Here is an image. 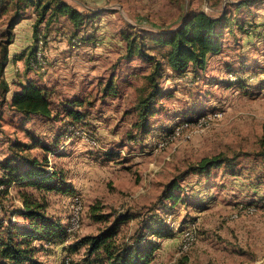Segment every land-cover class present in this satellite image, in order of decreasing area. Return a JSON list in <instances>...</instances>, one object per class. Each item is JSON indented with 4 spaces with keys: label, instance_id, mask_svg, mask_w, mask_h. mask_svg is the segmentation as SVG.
Listing matches in <instances>:
<instances>
[{
    "label": "rangeland",
    "instance_id": "obj_1",
    "mask_svg": "<svg viewBox=\"0 0 264 264\" xmlns=\"http://www.w3.org/2000/svg\"><path fill=\"white\" fill-rule=\"evenodd\" d=\"M64 1L90 17L79 29L62 17L47 31L38 27L46 61L42 72L27 71L23 59L12 67L16 81L31 80L48 89L57 115L33 116L31 124L22 125L23 116L8 100L0 111V159L10 154L12 141L33 145L35 139L40 144L28 153L44 158L48 169L63 177L55 182L65 191L25 188L61 225V237L52 243L34 241V257L43 264L85 263L86 248L78 246V240L111 226L118 213L117 241L132 242L144 233L142 243L156 244L148 264H264V159L256 155L264 131V0H249L240 9L236 6L243 0ZM8 2L3 3L6 14L0 15V44L6 41L13 15ZM197 11L212 17L226 13L232 31H224L221 51L207 56L203 71L172 76L165 57L168 48L156 39ZM26 14L31 16L30 8ZM31 20L34 16L13 29L8 55L34 44L27 32ZM239 25L251 30L242 32ZM141 40L145 51L161 62L156 76L160 96L144 122L137 102L149 89L146 76L155 60L126 57L127 41L138 45ZM10 71L3 72V78L11 83ZM73 100L81 103L69 102ZM65 109L79 111L82 120H72ZM214 112L221 117L191 139L159 145L175 125ZM218 153L238 154L235 166L185 175L175 192L178 202L170 208L169 200L160 201L172 179ZM74 195L82 200L81 223L77 231L66 233ZM13 220L27 223L18 214ZM191 223L194 240L182 250V232ZM164 225L170 236H160Z\"/></svg>",
    "mask_w": 264,
    "mask_h": 264
},
{
    "label": "trees",
    "instance_id": "obj_2",
    "mask_svg": "<svg viewBox=\"0 0 264 264\" xmlns=\"http://www.w3.org/2000/svg\"><path fill=\"white\" fill-rule=\"evenodd\" d=\"M6 1L8 0H0V15L6 14L7 7L3 5ZM9 2L13 4V15L5 31L6 41L0 44V88L2 90L0 111L6 102L5 93L9 90L8 84L3 78V69L8 61V45L13 40L15 25L26 15V10L30 8L34 15V44L26 52L21 51L13 55L12 60L23 59L27 71L41 70L42 68L37 59L40 38L38 27L43 26V29L47 31L53 22L62 17L67 18L75 29H79L90 17L89 14L74 9L64 0H9ZM240 5H249V0L241 1ZM183 18V23L179 27L171 32L167 31L165 37L156 39V43L168 48L165 54L166 63L172 76L177 77L183 76L188 71L193 74L203 71L207 64V56L209 54L216 55L221 51L224 31H232V24L226 13L212 17L204 11H197L185 15ZM235 23L234 21L233 24ZM238 28L245 33L251 30L249 25H239ZM136 42L127 41V58L138 56L146 60H155L145 51L146 44L143 40L138 45H134ZM160 66L161 62L155 60L152 72L146 76L149 89L139 97L137 102L140 122L146 121L148 115L152 114L151 110L160 96V86L156 80ZM238 82L241 83L239 80ZM19 86L20 89L12 93L8 103L11 109L23 116L24 122L22 123L24 124L22 125L31 123L30 120L33 116L54 119L57 113L53 110L48 89L31 80L20 83ZM69 102L74 105H77L76 102L81 103L79 100ZM65 111L72 120H82L83 115L79 111L69 109H65ZM27 133L29 134L30 130L27 129L25 133L26 136H29ZM33 143L36 146L40 144L35 139ZM33 145L12 141L9 144L10 154L0 159V186L3 187L0 189V264H43L33 255L34 241L44 239L46 243L50 244L54 239L61 237V225L57 220L47 215L46 208L39 197L32 191L28 193L29 191L26 190L31 188L34 192L41 190L65 191L64 187L55 182L56 179L62 180L63 178L57 170H49L44 158L40 159L28 153ZM256 155L264 159V131L258 140ZM237 159L238 154L229 156L224 153L203 157L196 164L188 166L182 175L172 179L165 186L159 198L160 201L169 200V207L172 208V205H175L179 200V195L175 193L180 190L179 178L191 173L210 174L212 168L217 169L221 166L232 169ZM10 184L20 187L22 206L8 211L2 202L3 197L8 194ZM15 214L20 215L27 223L25 225L16 223L13 220ZM117 217L111 226L99 231L98 234L87 235L78 240L77 245L86 248V259L83 264H148L156 244L152 241L142 243L144 233L137 235L132 242L117 241L116 228L121 222L120 214L117 213ZM158 232L160 236L171 235L166 225Z\"/></svg>",
    "mask_w": 264,
    "mask_h": 264
},
{
    "label": "built area",
    "instance_id": "obj_3",
    "mask_svg": "<svg viewBox=\"0 0 264 264\" xmlns=\"http://www.w3.org/2000/svg\"><path fill=\"white\" fill-rule=\"evenodd\" d=\"M39 43H41L40 39H39L38 45ZM37 59H38L39 65H42L45 63V60L42 57V51H41L40 45H39V49L37 52ZM221 115H222L221 112H214V113L202 115L199 118L194 119V120L182 121L181 123L175 125L171 129V131L164 138V141L161 142L159 145L163 147L168 142H173L175 139H181L182 141H187L191 139L195 133L202 131L203 128H205V126H207V124H209L210 121L219 119ZM2 188L3 187L0 186V189ZM69 209H70V218H69V223H68L66 230L67 232L70 233V232L77 231L81 223V211L83 209V206H82V200L79 197V195L73 196ZM246 210L252 211V208L247 207ZM194 229H195V224L191 223L189 227L183 230L182 242H181L182 250H187L191 246L194 240ZM65 264H69V261L66 260Z\"/></svg>",
    "mask_w": 264,
    "mask_h": 264
},
{
    "label": "crops",
    "instance_id": "obj_4",
    "mask_svg": "<svg viewBox=\"0 0 264 264\" xmlns=\"http://www.w3.org/2000/svg\"><path fill=\"white\" fill-rule=\"evenodd\" d=\"M242 6L243 5H237L236 7L238 8V9H240V8H242ZM245 6V5H244ZM237 9V10H238ZM26 15H28V14H26ZM31 16L33 17L34 15L31 13ZM31 16H23L22 17V19H20L19 20V22L15 25L16 26V28H18V26H20V24H21V22L23 21V20H26V18H29V17H31ZM33 20H31V22H32ZM30 22V29L27 31L29 34H30V37H31V39L33 38V23H34V21L31 23ZM248 22V21H247ZM15 28V27H14ZM11 44H13V40H12V42H11ZM28 45H29V47L32 45V43L31 42H28ZM28 45L25 47L26 49H28L29 47H28ZM23 48V47H22ZM25 48H23L22 49V51L23 50H25ZM21 52V51H20ZM19 52V53H20ZM15 54H17V52L16 51H14L13 53H11V55L13 56V55H15ZM10 55V54H9ZM8 55V61L6 62V65L4 66V69H3V72H8V71H10V69H11V74H12V77H13V79H12V81H11V83L9 82V81H7V84H8V87H10V89L8 90V92L6 93V96H5V98H6V100H10V98H11V95H12V93H13V91H16V89L17 88H15V87H17V86H19V84L20 83H24V81H22V80H18V81H16V79H15V76H16V73H15V70H13L12 69V67H13V65H14V62L15 61H18V60H15V61H13L12 60V56L10 55L9 56ZM11 57V58H10ZM243 64H241V67H243L242 66ZM38 72H40L39 70H38ZM41 72H42V69H41ZM39 75L41 74V73H38ZM37 79V78H36ZM11 84H12V86L14 87V89L13 88H11ZM18 90V89H17ZM28 124H31V123H28ZM28 124H26V125H28ZM18 190H20V187H18V186H16V185H14V184H10L9 186H8V194H6V196H4L3 197V202H5V205L4 206H6L7 208H8V211H10V210H12V209H18V208H21V206H22V204H21V201H20V195L19 196H17L18 194H14V192H19ZM47 193H49V191H46ZM5 207V208H6Z\"/></svg>",
    "mask_w": 264,
    "mask_h": 264
}]
</instances>
